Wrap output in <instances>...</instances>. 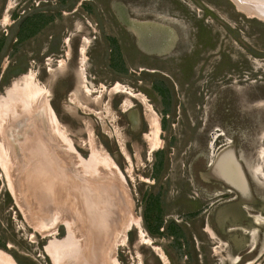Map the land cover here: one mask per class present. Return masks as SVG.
Instances as JSON below:
<instances>
[{"label":"rangeland","instance_id":"rangeland-1","mask_svg":"<svg viewBox=\"0 0 264 264\" xmlns=\"http://www.w3.org/2000/svg\"><path fill=\"white\" fill-rule=\"evenodd\" d=\"M0 4V142L13 164L0 167V251L15 264H52L49 248H67L78 237L76 258L58 264H233L237 256V264H264L263 19L248 17L231 0ZM24 19L36 23L20 37ZM27 84L40 89L42 102L18 101ZM114 85L139 94L142 103L112 91ZM121 98L136 105L119 106ZM47 106L56 130L47 123ZM136 107L144 117L134 126L123 110ZM150 109L159 125L156 141ZM39 121L50 162L61 157L69 173L74 166L79 172L96 154L122 174L124 180L98 168V181L116 184L122 200L99 241L80 218V200L72 209L68 193L59 192L54 212L40 209L35 185L42 175L22 148ZM226 146L242 164L244 194L211 173Z\"/></svg>","mask_w":264,"mask_h":264},{"label":"bare ground","instance_id":"bare-ground-1","mask_svg":"<svg viewBox=\"0 0 264 264\" xmlns=\"http://www.w3.org/2000/svg\"><path fill=\"white\" fill-rule=\"evenodd\" d=\"M231 1L236 5L237 10L247 14L248 17H257V18H260V20L261 19L264 20V0H231ZM6 18L7 16L3 17V22H7V20H4ZM112 91L125 92L129 96L137 97L136 93H131L130 91L119 90L117 85L112 86ZM20 96L21 98L20 97L18 98L19 99L18 101L20 102H30L31 103L34 101L31 105H33L35 102L39 100H41L42 102V99L37 100L39 96H42L40 89L35 85L33 86V84L25 85L23 89L20 90ZM140 99H142V97ZM123 104H124L123 107H127L130 105L127 99L123 102ZM13 107H14V103H11V105L5 108V111L2 113V115L4 116V114L11 113ZM47 109L49 111L48 114L45 112V115L47 114L46 118L49 117V120L47 123L54 126L58 122L56 115L49 107ZM45 111H46V107H45ZM154 115L155 114L150 110L149 111V117H150L149 121L151 122V125L153 126V129L155 130V141H156L158 139L157 138L158 136H156V134L159 130V125H158L157 117ZM39 123L41 125L37 133H36V130L32 126L33 129L31 128L32 132H30V136L27 135L28 137L26 136V138L23 139L24 145L22 146V148L28 155L29 160H32L35 163V168L39 170L42 175V181L40 182L41 184L38 183L37 185H35L37 186V188L41 190V193H42L41 202L43 201V203L39 204L40 209H42L43 214L54 212L56 208L54 207V204L56 203L57 196L58 195L60 196L59 192H61L63 195H65L64 193H68V195H65L64 197L65 198L70 197V199L74 198V199H71L72 200L71 202L73 204L72 209L74 208V205L77 204V199L80 200L82 210H77L78 213L80 212L79 213V215L81 216L80 218L84 219L86 225L88 226V227L86 226V229L89 232L88 235L93 236L95 239H98L99 241V238L101 236L105 237V234H108L109 226L114 221L117 220L118 214L120 213V208H121L120 205L122 204V200H121V192L117 190L116 184H112V186H108L107 183L103 181L102 182L98 181V179L101 177L100 176L101 172H99L98 168L101 167L103 171H107V172L109 171L113 175L115 176L117 175L116 176L117 178H121L122 180H124L122 174L120 173V175H118L117 172L114 171V168L110 166L109 162L105 161L103 158L101 159L97 158L96 154L92 156V160L90 161L91 164H86L83 161L80 163V166L82 167V169L79 168V172H77V169H76L77 166H74V169L71 170L74 172L69 173L68 168H64L62 167V165H60L59 160L61 157L59 158V160H57L58 159L57 157L56 160L58 162L56 163L50 162L49 156L52 154L49 153V151L47 150V146L49 147L50 144H48V141L46 139L47 137V135H45L46 133L44 134V132H42L44 131V128H45L44 124H42L40 121ZM54 128L55 130L57 129L55 126ZM53 135L56 137L59 136L58 133H56L55 131ZM43 136H46V137H43ZM54 153H55V150H54ZM10 158L11 156L8 152V149L5 148L3 144L0 142V167L2 168L3 171L4 170L7 171L9 165H13ZM96 158L98 160H96ZM78 162L79 161H77V163ZM240 170L241 169L238 168V165L236 164V161L234 159L232 149H227L224 151V153H222L221 160L216 164L214 171L216 175L219 176L220 178L222 177L227 182L233 183L234 186H236L240 190L245 191V186H244L245 179L242 175H240ZM74 177H78L77 182L78 180L80 181L78 184L76 183ZM59 178H63V179L60 180ZM9 180H10V176H9ZM73 180L75 181V183L73 182ZM11 186L12 185H10V188ZM63 187H65L67 190H64ZM14 190L15 189L12 188V192H14V194L16 195V191ZM33 193H36V192H34L33 190ZM34 195L35 197H37L36 194ZM39 201H40V198H39ZM51 205H52V208L50 207ZM55 205L57 206V204ZM76 209H74V211ZM74 211H72L73 215L75 214ZM57 214H54V215L48 214V216L49 217L52 216L51 218L54 219ZM66 214H68V212ZM68 217H69V214H68ZM63 222L67 228V232H69L68 235L72 236L74 233V230L73 228H71L70 221L66 219L65 217V220ZM132 224L135 227L137 226V228L139 226L138 220L132 222ZM71 240L72 242L70 243V245H68L67 248H61L59 245H57L55 248H49L47 253L50 257L52 264H58L59 260L64 259V258H70V259L76 258L75 253L80 251L79 250L80 241L78 237L72 238ZM91 240H94V239H91ZM92 255L96 256L95 253H92ZM110 258H113V257H111L110 255ZM236 258L233 259L232 262L235 261ZM95 262L93 261V264H99L100 261L98 262L95 261ZM111 262L113 263V261ZM0 264H15V263L8 255L0 251ZM82 264H89V263L83 260Z\"/></svg>","mask_w":264,"mask_h":264},{"label":"flooded vegetation","instance_id":"flooded-vegetation-1","mask_svg":"<svg viewBox=\"0 0 264 264\" xmlns=\"http://www.w3.org/2000/svg\"><path fill=\"white\" fill-rule=\"evenodd\" d=\"M1 5V4H0ZM22 12H24V10L22 11ZM25 21V19L21 22V23H23ZM19 38H17V36L15 37V40L17 41ZM2 43V40H0V44ZM111 90H112V88H111ZM132 90V89H131ZM138 97H140L139 96V94L137 95V97H134V96H129V100L130 101H134L135 100V103H136V101H138L139 103H142V101L140 100V98H138ZM124 101V99H122L121 98V100H120V104H119V106L121 105V103ZM134 103V102H133ZM133 103H131V105L129 106V107H131L132 105H133ZM143 103H144V101H143ZM134 105H136V104H134ZM133 105V106H134ZM151 110V109H150ZM53 111V110H52ZM126 112L125 113V115H126V118H127V121H128V123L130 124V123H132L134 126H136L137 124L139 125V120H140V116L142 115V117H144V111H140L139 109H137V107L136 108H128V109H126V110H123V112ZM153 112V111H152ZM144 120H145V118H143ZM146 121V120H145ZM147 122V121H146ZM131 125V124H130ZM148 125V124H147ZM143 134V133H142ZM227 147V146H226ZM222 150V149H221ZM220 150V151H221ZM121 153H123V152H121ZM124 155V154H123ZM125 157V156H124ZM127 157H128V155H127ZM232 199H234V198H232ZM229 222V221H228ZM231 222V221H230ZM240 222H242V220H238V222H237V224L235 225V226H237L238 228H239V226L238 225H242V223H240ZM240 229V228H239ZM226 230H232V227L231 226H227L226 227ZM242 231H245L244 229H241ZM216 231L220 234V235H223L224 234V229H220V231L218 230V229H216ZM253 249V248H252ZM2 252V251H1ZM249 252V251H248ZM159 255H160V257L162 258V260L166 263V258H165V256L163 255V253L162 252H160L159 251ZM164 258H165V260H164ZM233 264H237V263H239V259H238V257L236 258V260L235 261H233L232 262Z\"/></svg>","mask_w":264,"mask_h":264},{"label":"water","instance_id":"water-1","mask_svg":"<svg viewBox=\"0 0 264 264\" xmlns=\"http://www.w3.org/2000/svg\"><path fill=\"white\" fill-rule=\"evenodd\" d=\"M227 150V149H232V151H233V156H234V159H235V161H236V164L238 165V168L239 169H241L240 170V175H242L243 177H244V186H245V191H243V190H240L239 188H237L236 186H234V184L233 183H229V182H227L226 180H224L222 177L220 178L219 176H217L216 175V173H215V166H216V164L221 160V157H222V153H224V151L225 150ZM222 151H220L217 155H216V157H215V159H214V161L212 162V164H211V173L214 175V177L216 178V179H218V180H220L221 182H223L225 185H227V186H230L232 189H234V190H236L237 192H239V193H245V192H247V190H248V183H247V179H246V176H245V174H244V170H243V167H242V164H241V162H240V160L238 159V157H237V155H236V153H235V151H234V149L231 147V146H229V147H225ZM242 173V174H241ZM243 179V178H242Z\"/></svg>","mask_w":264,"mask_h":264},{"label":"trees","instance_id":"trees-1","mask_svg":"<svg viewBox=\"0 0 264 264\" xmlns=\"http://www.w3.org/2000/svg\"><path fill=\"white\" fill-rule=\"evenodd\" d=\"M36 22L35 21H30V19L28 21H24L21 25V27L19 28V36L23 37V34H26L29 31H33V26Z\"/></svg>","mask_w":264,"mask_h":264}]
</instances>
